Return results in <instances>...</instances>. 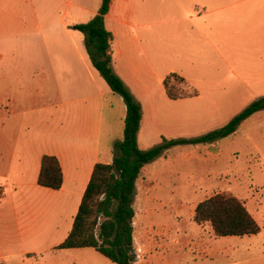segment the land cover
Returning <instances> with one entry per match:
<instances>
[{"label": "rangeland", "instance_id": "1", "mask_svg": "<svg viewBox=\"0 0 264 264\" xmlns=\"http://www.w3.org/2000/svg\"><path fill=\"white\" fill-rule=\"evenodd\" d=\"M239 1L131 0L134 13L128 28L147 36V49L136 48L143 77L152 88L153 99L146 106L158 115L150 125L170 139H191L222 128L264 97V14L253 19L257 1ZM260 2L257 8L264 7V0ZM101 3L89 1L98 8ZM221 7L227 10L218 11ZM245 7L250 16L241 11ZM192 23L193 40L188 36ZM170 71L188 76L200 94L180 103L162 93L159 77ZM28 82L18 86L26 90L2 101L1 141H31V75ZM171 88L181 95L192 92L175 80ZM173 148L155 160L156 180L140 179L137 184L136 264H264V110L228 138ZM219 193L240 199L261 231L219 237L209 223L196 222V206ZM70 255L79 264H115L94 249L88 255Z\"/></svg>", "mask_w": 264, "mask_h": 264}, {"label": "crops", "instance_id": "2", "mask_svg": "<svg viewBox=\"0 0 264 264\" xmlns=\"http://www.w3.org/2000/svg\"><path fill=\"white\" fill-rule=\"evenodd\" d=\"M89 1L0 0V107L5 96L26 90L18 86L28 84L31 75V141L0 140V264H79L70 254H91L92 248L57 247L72 231L95 165L112 163L114 145L124 138L127 109L93 66L85 35L74 28L98 14L100 8ZM247 1L254 0L237 4ZM255 1V5L263 3ZM130 4L131 0H112L105 26L113 35L114 70L142 104L138 145L147 150L170 138L150 125L158 115L146 106V100L153 99L152 88L143 77L136 48L147 49V36L128 28L134 13ZM255 5L253 19L264 14V7ZM241 11L250 16V9ZM256 27L261 29L259 24ZM188 36L193 40V23ZM171 73L176 72L159 77L162 93L167 94L164 79ZM185 77L199 95L193 80ZM0 127L2 131L4 126ZM45 155L60 162L63 185L59 190L38 184ZM155 164L143 168L137 184L140 179L156 180Z\"/></svg>", "mask_w": 264, "mask_h": 264}, {"label": "trees", "instance_id": "3", "mask_svg": "<svg viewBox=\"0 0 264 264\" xmlns=\"http://www.w3.org/2000/svg\"><path fill=\"white\" fill-rule=\"evenodd\" d=\"M112 0H102L98 14L89 22L74 26L85 35V46L91 62L111 90L122 97L126 106L124 138L114 145L110 164L98 163L84 194L71 233L58 249L92 248L115 264H136L134 245V201L137 180L147 165L173 147L193 144L207 145L235 134L240 126L255 113L264 110V97L255 100L234 116L225 126L191 139H167L150 149L138 145V133L143 119L142 104L115 72L111 54L113 35L105 26ZM171 80L185 86L189 83L176 73L164 79L167 95L173 100L194 97L176 94ZM38 184L59 190L63 185V172L57 157L45 155L41 161ZM194 219L209 223L219 237H244L258 234L261 227L245 204L235 196L215 194L200 202L195 208Z\"/></svg>", "mask_w": 264, "mask_h": 264}, {"label": "built area", "instance_id": "4", "mask_svg": "<svg viewBox=\"0 0 264 264\" xmlns=\"http://www.w3.org/2000/svg\"><path fill=\"white\" fill-rule=\"evenodd\" d=\"M137 257H138V255H137Z\"/></svg>", "mask_w": 264, "mask_h": 264}]
</instances>
